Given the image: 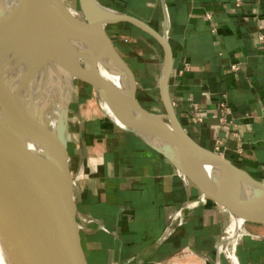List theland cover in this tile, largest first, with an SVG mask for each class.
I'll list each match as a JSON object with an SVG mask.
<instances>
[{
  "label": "crops",
  "instance_id": "obj_1",
  "mask_svg": "<svg viewBox=\"0 0 264 264\" xmlns=\"http://www.w3.org/2000/svg\"><path fill=\"white\" fill-rule=\"evenodd\" d=\"M98 1L167 36L169 92L186 130L264 182V0ZM107 31L134 73L139 102L161 106V43L127 20ZM95 92L83 79L78 91L71 84L66 143L78 218L69 264L222 262L229 213L146 139L99 113ZM258 212L242 210V221ZM253 224L237 245L240 264H264V224Z\"/></svg>",
  "mask_w": 264,
  "mask_h": 264
},
{
  "label": "water",
  "instance_id": "obj_2",
  "mask_svg": "<svg viewBox=\"0 0 264 264\" xmlns=\"http://www.w3.org/2000/svg\"><path fill=\"white\" fill-rule=\"evenodd\" d=\"M67 6L66 0H15L10 6L0 0V239L8 264H69L66 255L78 218L66 143L74 77L91 83L104 99L119 104L133 124L120 127L139 134L161 151L227 213L230 203L248 206L261 215L245 221L264 224V201L216 173L211 154L264 182L223 154L200 145L181 122L169 92L172 49L167 36L98 0H79L77 16ZM121 20L141 27L163 46L158 88L164 111L149 109L136 97L134 73L107 31L108 24ZM24 43L36 50L29 63L20 54ZM81 49L112 56L116 82L79 64ZM153 112L165 115L188 156L172 147L151 120Z\"/></svg>",
  "mask_w": 264,
  "mask_h": 264
},
{
  "label": "bare ground",
  "instance_id": "obj_3",
  "mask_svg": "<svg viewBox=\"0 0 264 264\" xmlns=\"http://www.w3.org/2000/svg\"><path fill=\"white\" fill-rule=\"evenodd\" d=\"M15 0H2L4 5H12ZM67 9V7H66ZM67 11L77 16L78 13H73L67 9ZM21 57L24 60H27L28 63L30 62L31 53H36V50L33 46L24 43L21 46ZM80 56L82 57V61L84 66L88 67L91 70L97 71L98 73L102 74L103 76L107 77L109 80L116 82L117 77L115 75V71L113 69V57L110 55H104L95 53L89 54L88 51L81 49L79 51ZM38 66V63H37ZM99 103L101 104L102 110L105 112L107 117L113 121L114 123L118 124L122 127H127L133 125L129 117L123 111L122 107L112 102L111 100L104 99L101 95L98 94ZM53 107H49V111L52 112ZM150 118L153 123L159 128V130L163 133V135L170 140L172 147L180 153L181 155L188 156L187 152L181 146L179 141L177 140L172 128L171 124L167 119H165V115L163 113H150ZM145 127V126H144ZM145 132L150 137V131L147 127H145ZM211 159L213 161V168L215 169L216 173L221 175L222 177L231 180L235 183L240 184L241 186L245 187L246 189L250 190L251 192L255 193L260 199L264 198V185L249 178L245 173L240 171L237 167L230 164L228 161L223 159L220 156L211 154ZM264 201V200H263ZM241 204H239L240 209ZM247 210H253L255 213L258 211L248 206ZM225 210V209H224ZM229 221L227 225L224 227L220 240H219V257H222L224 254L230 264H240L238 255H237V245L242 235L249 232L246 224L239 218L237 214V208L235 207V203L229 204ZM259 215V213H258ZM261 215V214H260ZM0 264H8L6 253L4 250V246L0 239ZM216 264H222L220 258H218Z\"/></svg>",
  "mask_w": 264,
  "mask_h": 264
},
{
  "label": "rangeland",
  "instance_id": "obj_4",
  "mask_svg": "<svg viewBox=\"0 0 264 264\" xmlns=\"http://www.w3.org/2000/svg\"><path fill=\"white\" fill-rule=\"evenodd\" d=\"M66 1L68 3L67 9L69 11L73 12V13H76V12L78 13L77 10H79V8H80V6H79V0H66ZM81 58L82 57L78 53V55H77L78 62H79V64H81V65L84 66V63H83V61H82ZM81 81H82V78H80V77H74L73 80H72L73 83H76L77 91H78V89H79V87L81 85ZM77 98H78V93H76L75 94V97H74L75 102H74V105L72 106V118H74V114L79 110L78 101H77L78 99ZM92 100L94 101V103L92 104L93 107L95 109H98L97 111L99 113H101L102 115L105 114V112L102 110L103 105L101 107V104L99 103V97H98V93L97 92H95V95L92 98ZM153 108H154V110H157V111L158 110L159 111H164L163 106H153ZM156 113H161V112H156ZM235 182H237V181H235ZM261 200H264V198H261ZM235 207L237 208V214H238L239 218L242 220L241 215H240V212H242V210H247V207H244V205H241L240 206V209H239V204H236V203H235ZM258 213H259V215L261 214V212H258ZM245 224H246L247 228L249 230H251L249 227H251V225L253 224V222H246ZM222 263L223 264H230V262L228 261V259L224 256V254H223V257H222ZM208 264H210V263H208Z\"/></svg>",
  "mask_w": 264,
  "mask_h": 264
},
{
  "label": "built area",
  "instance_id": "obj_5",
  "mask_svg": "<svg viewBox=\"0 0 264 264\" xmlns=\"http://www.w3.org/2000/svg\"><path fill=\"white\" fill-rule=\"evenodd\" d=\"M261 39H262L263 42H264V35H261ZM74 179H75V177H74ZM75 183H76V179H75ZM82 220H83V222H87V220H86L85 218H82Z\"/></svg>",
  "mask_w": 264,
  "mask_h": 264
}]
</instances>
